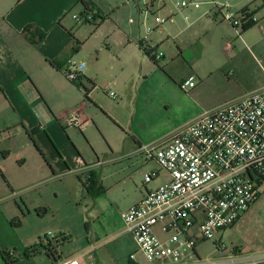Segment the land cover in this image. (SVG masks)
Wrapping results in <instances>:
<instances>
[{
	"label": "crops",
	"instance_id": "crops-1",
	"mask_svg": "<svg viewBox=\"0 0 264 264\" xmlns=\"http://www.w3.org/2000/svg\"><path fill=\"white\" fill-rule=\"evenodd\" d=\"M214 1L198 0L200 6L192 8L193 20L184 22L179 19L167 27L156 29L159 31L155 30L151 36L152 46L164 52L162 62L167 65L171 61L179 60L190 70L187 77L181 76L177 80L171 77L172 89L182 97L189 98L196 106L191 114L180 120V129L197 119L204 111L228 102L222 101L223 97L214 98L217 97L216 92H219L215 85L222 82L233 70V60L237 52L232 49L231 44L237 34L229 24L212 19ZM217 1L219 4H229L234 13L248 8L252 14V8L256 7L258 1L264 3V0ZM173 2L174 0H165L158 7L167 16H171L174 14ZM80 4V0H0V251L13 257L22 255L27 248L38 244L40 239L44 242V238L48 237L46 235L42 238L43 233L39 231L23 234L22 228L33 214L38 219L45 218L39 217L37 210L50 206L47 198L49 191L53 190L56 197L64 191L70 194H76L80 190L87 193L93 201L98 222H101L105 215L99 214L107 209L102 199L109 198L114 189H126V192H133L131 199L127 196L128 202L126 200L125 204L120 205L114 199L109 201L110 212L114 210L115 205L121 206L116 210V216L117 221H122L121 213L139 203L146 189H156L171 181L169 174L161 170L141 149L168 137L174 129L166 132L165 137L160 134H134L136 137L132 141L126 142L123 149L111 152L110 158L104 161L98 159L95 162L93 156L88 155L86 151L79 158L74 153L73 138L79 135V130L70 127L66 117L72 112H77L83 119L92 120L87 113L92 107L99 109L92 99L93 90L84 83L94 86L85 72L82 71L81 84L89 91L88 98L82 88L66 80L62 72V68L69 61H74L73 55H77L79 48L83 46L62 25L66 14ZM97 11L99 9L94 13ZM254 16L258 25L259 18L255 14ZM176 17L179 18L180 15ZM103 23L104 21L98 28ZM40 33L44 34L42 40L39 39ZM187 34L192 37L191 44L185 41ZM242 34L241 32V36ZM143 37L141 30L132 29L127 37V44L125 40L128 58L135 60H127L125 64L137 62L140 65L139 71L133 73L131 79L138 89L146 86L149 77L159 69V63L152 61L141 50ZM217 47L219 50L212 53L215 57L210 56L214 70L212 76L215 78L209 79L199 67V63L204 55ZM242 51L257 63L251 56L249 47ZM56 64L59 67H56ZM194 77H197L198 83ZM191 78L196 82V87L184 92L180 83ZM117 83L116 78L113 83L101 86L102 91L108 86L116 94L117 98L112 99L103 91L105 96L113 101L120 98L118 91L123 90ZM262 88L264 85L253 89L252 92ZM139 94L137 90L133 95L134 100L138 99ZM109 114L116 118L112 113ZM92 125L93 121L80 133L90 129ZM105 169L111 171V179L107 183ZM155 170L159 172V176L144 187V174ZM92 173L105 189L98 197L90 195L84 187L89 185ZM73 177L77 178L76 183L71 181ZM261 198L262 196L233 227L218 233L225 235L230 231V235L235 236L238 255L234 257L244 260L249 258L255 262L247 264H264V229H258L253 219ZM18 217L21 219L20 227L14 225ZM113 218L110 215V218L106 219L110 230L111 224L114 223ZM127 233L126 230H121L119 235ZM57 237L59 236L51 235L49 238ZM59 251L61 261L75 259L81 264H97L87 251L80 257H65L62 248ZM234 257H227L225 260ZM0 264H5L1 254ZM16 264L52 263L43 253L33 260H20Z\"/></svg>",
	"mask_w": 264,
	"mask_h": 264
},
{
	"label": "rangeland",
	"instance_id": "rangeland-1",
	"mask_svg": "<svg viewBox=\"0 0 264 264\" xmlns=\"http://www.w3.org/2000/svg\"><path fill=\"white\" fill-rule=\"evenodd\" d=\"M89 1L95 11L99 9L101 13L97 11L85 15V9L80 4L66 14L62 25L83 44L79 48V53L73 55V62L83 66L82 71L93 81V87L87 82L84 83L93 90L92 99L99 108L92 107L87 113L94 125L83 133L79 131V135L73 138L75 145L72 149L78 158L86 151L97 162L98 159L100 161L109 159L111 152L123 149L125 143L132 141L137 134L150 136L160 134L165 137L167 135L165 133L170 130L174 129L172 133L176 132L180 129L178 127L180 120L191 114L196 106L189 98L182 97L172 89L171 77L177 80L181 76L189 75L190 70L184 62L176 60L166 65L160 60L159 64L157 63L159 69L149 77L147 87L143 86L142 89H138L131 81L133 73L139 71V63L125 64L127 60L135 61L128 58V49L125 47V40L127 44V37L132 29L141 30L145 36L147 28H150L152 30L149 36L150 41L156 29L160 30L170 25L168 22L160 27L156 22V17H168L158 7L161 2L157 0ZM177 1L192 0H174L173 3ZM152 5H154L153 8ZM192 8L188 10L190 20H193ZM252 10L260 22L242 36L241 31L234 30L237 36L231 45L237 55L233 60V70L222 82L215 85V88L219 90L215 94L217 96L214 97L215 99L223 97L222 101H231L264 85V3L258 1ZM75 16L79 19L76 20ZM181 17H175V21L179 19L184 21ZM102 21L104 23L98 28ZM185 41L191 44L192 37L187 34ZM74 47L76 48L75 44ZM247 47L257 63H254L253 59L242 51ZM217 50H219L218 47L204 55L199 63V67L209 79L215 78L214 75L212 76L214 70L210 60L215 57L212 53ZM160 52L164 55L163 51ZM65 78L68 80L67 76ZM116 78L117 84L123 90L118 91L120 98L113 101L105 96L101 86L113 83ZM194 78L198 83L197 77ZM137 90L140 94L138 99L134 100L133 95ZM109 113L116 118L114 119ZM104 176L107 183L111 179V171L105 169ZM71 181L76 183L77 178L73 177ZM52 191H49L47 196L50 206L45 207L50 210L49 214L43 219H38L34 214L29 217L23 225V234L39 231L43 233L42 238L46 235L69 237L70 242L62 247L65 257H80L87 251L97 264H150L140 252L130 233L119 235L121 230H125L123 221H117L116 216V210L121 206L115 205L112 212L109 210L110 200L114 199L117 204L123 205L126 200L128 202L133 197V192H126V189L122 188L114 189L109 198L104 197L102 200L107 205V209L99 216L105 215V218L98 222L93 201L87 193L81 190L76 194L64 191L56 197ZM261 196V202L255 208L253 218L254 224L260 230L264 229V190ZM110 215L114 217V223L111 224L112 230H110L109 222L108 224L106 222ZM234 241L235 236L230 235V231L225 235L217 234L214 239L201 241L196 248L201 264H214L227 257L238 255ZM132 255L135 256L134 260L131 259Z\"/></svg>",
	"mask_w": 264,
	"mask_h": 264
},
{
	"label": "built area",
	"instance_id": "built-area-1",
	"mask_svg": "<svg viewBox=\"0 0 264 264\" xmlns=\"http://www.w3.org/2000/svg\"><path fill=\"white\" fill-rule=\"evenodd\" d=\"M214 5L212 19L236 31L257 23L249 10L234 13L229 4H219L217 0ZM173 6L174 14L155 18L160 27L174 23L176 15L189 21L188 10L198 8L200 2L177 1ZM151 33L147 28L141 48L159 62L163 54L149 41ZM82 70L83 66L69 61L63 73L70 82H76ZM195 87L192 78L180 83L184 92ZM103 91L117 98L108 86ZM66 122L82 131L92 120L72 112ZM141 151L169 174L171 181L146 189L139 203L121 213L125 230L150 264H201L196 253L201 241L214 239L219 232L233 227L263 193L264 88L204 111L191 123ZM158 176L156 170L145 173L143 186ZM247 263L255 262L234 257L214 264ZM59 264L81 263L72 259Z\"/></svg>",
	"mask_w": 264,
	"mask_h": 264
},
{
	"label": "trees",
	"instance_id": "trees-1",
	"mask_svg": "<svg viewBox=\"0 0 264 264\" xmlns=\"http://www.w3.org/2000/svg\"><path fill=\"white\" fill-rule=\"evenodd\" d=\"M80 3L84 6L85 15H87L89 13H94L95 8H93V6L89 0H80ZM246 10H248V8H246L244 11H246ZM256 25H257V23H253L250 26L245 27L242 30V33L247 32L248 30L252 29ZM43 38H44V34L40 33L39 39L42 40ZM140 48H141V44H140ZM76 50H78V48ZM141 50H142V48H141ZM143 52L152 61H154L150 57L149 53H147V51H143ZM56 67H59V66L56 64ZM63 68H62V72H63ZM82 79H83V74H81L80 78L76 82H71V83L82 88V90L85 93L86 98H88L89 91L86 88H84L83 85L81 84ZM99 183L100 182L96 179L95 175L92 173L90 176V179H89V185H85L84 187H85L86 191H88L90 193V195H92L93 197H98L99 195H101L105 192V189L103 187H101ZM49 212L50 211L47 208H42V209L37 210V215L42 218V217H45L46 215H48ZM15 222H16V224H14V225H16V227L21 226V219L19 217L16 219ZM44 239H45L44 242L42 239H40V242L38 244L27 248L23 252V254L18 256V257H13L12 255L8 254L7 252H2V251H0V254H1L5 264H16L20 260L30 261V260H33L34 258H36L37 256L43 254V253L48 257V259L50 260V262L52 264L60 263L62 257H61V253L59 250L63 247V245L65 243L70 242L71 239L65 235H61V236H59L57 238H53V239H50L49 237H45Z\"/></svg>",
	"mask_w": 264,
	"mask_h": 264
}]
</instances>
